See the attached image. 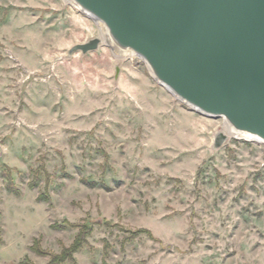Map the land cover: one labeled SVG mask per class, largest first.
<instances>
[{
  "label": "rangeland",
  "instance_id": "rangeland-1",
  "mask_svg": "<svg viewBox=\"0 0 264 264\" xmlns=\"http://www.w3.org/2000/svg\"><path fill=\"white\" fill-rule=\"evenodd\" d=\"M97 37L67 0H0V264L80 236L66 264H264V143L136 56L69 54Z\"/></svg>",
  "mask_w": 264,
  "mask_h": 264
},
{
  "label": "water",
  "instance_id": "water-1",
  "mask_svg": "<svg viewBox=\"0 0 264 264\" xmlns=\"http://www.w3.org/2000/svg\"><path fill=\"white\" fill-rule=\"evenodd\" d=\"M67 1L104 35L70 55L136 56L178 101L264 143V0Z\"/></svg>",
  "mask_w": 264,
  "mask_h": 264
},
{
  "label": "trees",
  "instance_id": "trees-1",
  "mask_svg": "<svg viewBox=\"0 0 264 264\" xmlns=\"http://www.w3.org/2000/svg\"><path fill=\"white\" fill-rule=\"evenodd\" d=\"M10 192H12V187L8 188ZM39 242H36V244H33L31 247L32 250L38 254H44L43 251L40 250V244ZM83 244V236H80L75 244L71 246V248L64 250L59 255H53L51 256V261L48 264H66L67 262L74 261L73 255L78 252V250L82 247Z\"/></svg>",
  "mask_w": 264,
  "mask_h": 264
},
{
  "label": "bare ground",
  "instance_id": "bare-ground-1",
  "mask_svg": "<svg viewBox=\"0 0 264 264\" xmlns=\"http://www.w3.org/2000/svg\"><path fill=\"white\" fill-rule=\"evenodd\" d=\"M101 36H102V38H104V35L101 33ZM226 132H227V134H228V136H236V137H239V138H245V139H249V140H253L250 136H248V135H235V134H233L232 133V131H231V128L229 127V125L227 124V127H226ZM254 141H257V140H255L254 139Z\"/></svg>",
  "mask_w": 264,
  "mask_h": 264
}]
</instances>
